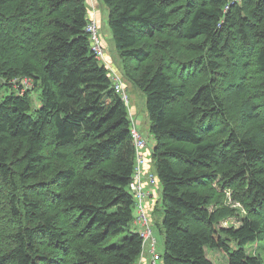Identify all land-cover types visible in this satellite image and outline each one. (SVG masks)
<instances>
[{
	"label": "trees",
	"instance_id": "1",
	"mask_svg": "<svg viewBox=\"0 0 264 264\" xmlns=\"http://www.w3.org/2000/svg\"><path fill=\"white\" fill-rule=\"evenodd\" d=\"M100 1L119 56L139 67L123 76L147 96L163 264H216L208 249L262 264L246 246L264 240V0ZM88 20L87 0H0V195L13 226L0 230V264H135L142 254L129 109ZM170 35L196 55L177 59ZM196 67L205 79L193 90ZM216 179L250 212L241 224L218 225L204 189Z\"/></svg>",
	"mask_w": 264,
	"mask_h": 264
},
{
	"label": "rangeland",
	"instance_id": "2",
	"mask_svg": "<svg viewBox=\"0 0 264 264\" xmlns=\"http://www.w3.org/2000/svg\"><path fill=\"white\" fill-rule=\"evenodd\" d=\"M238 2V1H237ZM88 3V18L94 19L97 22V27L100 33L102 46H103V58L102 62L106 64L109 69L111 75H121L125 80V93L128 98V109H129V117L131 124H136L138 131L147 139L148 142V156L145 165L143 166V176L147 178L148 185L152 187V189L146 187L149 194H147L144 202H145V212L150 221V225L153 232V238L155 239V249L156 252L160 254V259L157 263L163 264L161 260V254L164 252V233L161 229V223L163 218V210H162V184L157 177L155 171V162L152 159V150L155 146V138L149 131V122L150 118L147 112V96L141 90L132 84L128 79H125L123 75H139V71L137 70V63L135 61H125L123 60L117 50L112 37V33L108 23L109 16V8L100 0H87ZM165 36V34H164ZM171 39L174 42L172 45V51H176V58L182 61L190 60L194 55V51L186 50L187 45L185 44V40L177 38L174 35ZM181 51L178 53L177 51ZM158 58L162 55V50L158 51ZM197 77L192 82V88H194L202 81H204L205 76L200 73L199 67H196L194 70V74ZM113 81V76H112ZM19 86V84L17 85ZM6 91V88L2 86L0 88V92L3 93ZM33 92H38L37 89L33 90ZM37 98L35 103H37ZM233 115V114H232ZM154 175V183L149 181V176ZM48 180V179H46ZM221 181L219 179L212 180L210 185L205 186V190L214 197V209L217 210L218 217V225L221 227H229L230 225H239L241 221L250 214V212L246 209L244 205L239 202H236L233 198L232 193L234 192V187L231 188H221ZM147 185V184H146ZM145 185V186H146ZM238 189V187H236ZM155 193V194H154ZM154 194V195H153ZM232 195V196H231ZM154 196L156 199H154ZM5 194L0 195V230L1 233H9V230L12 229L13 226L8 228L7 224V213L8 211V203L6 200ZM155 200V201H154ZM144 205V203H143ZM48 209L50 211H54L52 203L48 204ZM137 205L135 202L134 205V221L132 222V229L138 232L137 224ZM62 221V220H61ZM0 233V234H1ZM10 240V239H9ZM233 248H235L236 243L232 242ZM148 244L144 247L143 257L144 259L138 261L135 264H148L153 262V255L149 252ZM246 251L252 255H258L262 264H264V240L261 242L248 243L246 246ZM52 256H57L60 251L56 248H51L49 251ZM208 257L212 259L216 264H228V255L225 252H221L218 250L208 249ZM66 264H72L70 261Z\"/></svg>",
	"mask_w": 264,
	"mask_h": 264
},
{
	"label": "built area",
	"instance_id": "3",
	"mask_svg": "<svg viewBox=\"0 0 264 264\" xmlns=\"http://www.w3.org/2000/svg\"><path fill=\"white\" fill-rule=\"evenodd\" d=\"M239 1V0H233ZM86 31L90 36L91 48L96 54L97 58L102 61L103 58V46H102V39L100 37V33L97 27L96 20L89 19L86 25ZM113 76V86L114 89L120 93L122 99L125 101L126 105L129 106L128 98L125 93L124 85L125 80L121 75H112ZM28 83V81L26 82ZM131 134L132 140L135 146V171L133 178L129 184V190L134 197V200L137 205V224L138 225V232L141 234L142 242H143V249L140 260L144 259V247L148 244V250L153 255V262L148 264H159L157 263L160 259V254L156 252L155 249V239L153 238V232L150 225V221L148 216L144 210L145 208V198L147 194H149L146 186L144 184V176H143V166L146 163L147 156H148V142L147 139L138 131L136 124H131ZM149 181L154 183V175L151 174L149 176ZM144 203V205H143Z\"/></svg>",
	"mask_w": 264,
	"mask_h": 264
},
{
	"label": "crops",
	"instance_id": "4",
	"mask_svg": "<svg viewBox=\"0 0 264 264\" xmlns=\"http://www.w3.org/2000/svg\"><path fill=\"white\" fill-rule=\"evenodd\" d=\"M144 184H145V185L147 184L146 187L152 189V187H150V186L148 185V181H147V178H146V177L144 178ZM154 194H155V193H154ZM154 194H153V195H154ZM154 199H156L155 196H154ZM154 201H155V200H154Z\"/></svg>",
	"mask_w": 264,
	"mask_h": 264
}]
</instances>
